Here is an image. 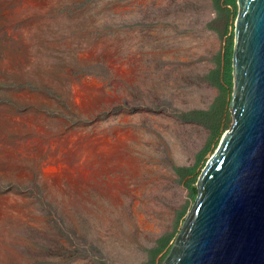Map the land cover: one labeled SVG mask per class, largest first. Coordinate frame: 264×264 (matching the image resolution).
<instances>
[{
    "label": "rangeland",
    "instance_id": "374dc122",
    "mask_svg": "<svg viewBox=\"0 0 264 264\" xmlns=\"http://www.w3.org/2000/svg\"><path fill=\"white\" fill-rule=\"evenodd\" d=\"M237 10L0 0V264H163L233 123Z\"/></svg>",
    "mask_w": 264,
    "mask_h": 264
},
{
    "label": "water",
    "instance_id": "95a60500",
    "mask_svg": "<svg viewBox=\"0 0 264 264\" xmlns=\"http://www.w3.org/2000/svg\"><path fill=\"white\" fill-rule=\"evenodd\" d=\"M233 123L163 264H264V0H237Z\"/></svg>",
    "mask_w": 264,
    "mask_h": 264
},
{
    "label": "trees",
    "instance_id": "16d2710c",
    "mask_svg": "<svg viewBox=\"0 0 264 264\" xmlns=\"http://www.w3.org/2000/svg\"><path fill=\"white\" fill-rule=\"evenodd\" d=\"M226 4L227 5H229V6H234V7H236V0H226ZM232 43L230 42L229 43V53L231 54L232 53ZM228 61H229V58H228ZM228 68V75L226 76V81H230L229 79L231 78V70H229V66L227 67ZM217 108V107H216ZM217 112H218V109L216 110L215 109V112H213V114H217ZM186 117L188 118V119H190V120H193V121H195V122H199V121H201V122H203L204 123V120H212V125L214 126L213 127V131H216V119L214 120V118H211V114L210 113H208V112H204V111H195V112H191V113H189V114H187L186 115ZM215 123V124H214ZM185 171H187V170H185V169H181L180 170V174L182 175V176H185L186 174H185ZM195 190L196 189H194V193H195ZM165 242L164 241H161L160 242V246H159V248L155 251V253H154V255L152 256V261H151V263L150 264H154L153 263V261H154V259H155V257H156V255H157V253H159L160 251H162V249H163V247H164V244Z\"/></svg>",
    "mask_w": 264,
    "mask_h": 264
},
{
    "label": "bare ground",
    "instance_id": "6f19581e",
    "mask_svg": "<svg viewBox=\"0 0 264 264\" xmlns=\"http://www.w3.org/2000/svg\"><path fill=\"white\" fill-rule=\"evenodd\" d=\"M54 169L53 168H50L49 171H53Z\"/></svg>",
    "mask_w": 264,
    "mask_h": 264
}]
</instances>
